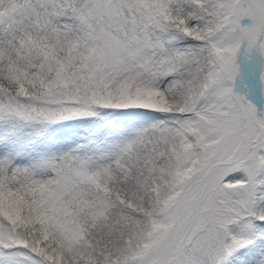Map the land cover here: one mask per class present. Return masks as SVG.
Instances as JSON below:
<instances>
[{
    "label": "snow or ice",
    "instance_id": "1",
    "mask_svg": "<svg viewBox=\"0 0 264 264\" xmlns=\"http://www.w3.org/2000/svg\"><path fill=\"white\" fill-rule=\"evenodd\" d=\"M0 264H264V0H0Z\"/></svg>",
    "mask_w": 264,
    "mask_h": 264
}]
</instances>
